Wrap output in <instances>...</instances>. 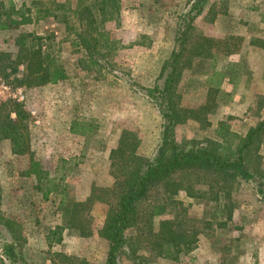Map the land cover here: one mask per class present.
Segmentation results:
<instances>
[{
    "label": "rangeland",
    "instance_id": "374dc122",
    "mask_svg": "<svg viewBox=\"0 0 264 264\" xmlns=\"http://www.w3.org/2000/svg\"><path fill=\"white\" fill-rule=\"evenodd\" d=\"M11 1L34 21L0 32V50L16 55L20 36L33 33L60 53L68 72L66 80L38 88L0 76V101L23 104L31 117L29 153L15 156L11 143L0 140L2 210L13 223L19 264H106L109 246L100 232L116 207L120 180L134 167L132 155L153 160L161 145V75L196 0H105L104 15L102 0ZM59 4L79 12L74 21H88V14L80 15L84 8L108 21L117 76L78 66L82 54L73 37L50 16ZM170 98L178 144L222 142L220 130L238 143L264 120V0H208L177 63ZM246 165L256 178L264 176V145L252 149ZM210 181L203 173H185L155 188L130 231L142 259L127 254L119 264H264V197L256 182L227 183L233 208L228 221L211 219ZM185 187L205 198L191 197ZM220 201H226L222 195ZM153 209L160 213L154 232L162 220L180 226L195 242L192 251L176 260L157 256L146 225ZM3 233L0 264H11L4 246L13 240Z\"/></svg>",
    "mask_w": 264,
    "mask_h": 264
},
{
    "label": "trees",
    "instance_id": "16d2710c",
    "mask_svg": "<svg viewBox=\"0 0 264 264\" xmlns=\"http://www.w3.org/2000/svg\"><path fill=\"white\" fill-rule=\"evenodd\" d=\"M207 2L208 0L194 2L186 15V21L179 26L176 41L178 46L171 60L163 67L161 76L165 79L164 87L159 93L164 101L158 102L164 119L162 142L153 160L132 155L131 160L135 163L134 167H130L124 179L120 180L119 189L121 191L116 207L109 213L100 232L109 246L106 264H119L121 258L127 254L136 261L142 259L139 257L141 250L138 247L139 243L130 236V231L140 223V207L150 199V193L161 184L167 186L168 180L172 177L177 178L185 173H203L208 179L211 178L208 184L213 196L211 200H208V204L215 201L211 219L220 220L227 217L230 221L233 210L230 204L231 191L227 188V183L230 181L256 182L259 193L264 197V176L256 178L257 176L246 165L247 157L252 149L256 145H264V120L251 129L238 143L236 136L225 137L222 135V130L219 132L222 142L206 140L186 145L178 144L174 138V129L179 122L170 98L173 75L194 22L203 13ZM57 4L54 2L53 5ZM98 4L101 5L100 11L104 15L105 0ZM35 13L39 14V9H36ZM85 14H88V21H83V19L74 21L79 16V12L76 13L75 9L59 4L50 16L59 24L64 25L69 38L73 37L72 46L82 54V57L78 59L79 67L100 76H114L116 71L113 70L110 58L115 47L114 43L112 44L109 40L108 32L104 29L108 21H97L96 15L89 8H84V12L80 15ZM33 21V15H26L23 9H18L11 0L0 3V32L17 30L24 25L32 24ZM43 40V37L33 33L22 34L16 55L0 50V76L4 79H12V84L26 88L55 85L66 80L68 72L61 61L60 53L53 52L51 47L45 48ZM30 118L23 104L0 101V140L11 143L15 156H23L30 151ZM202 179L207 180L205 177ZM185 189L191 197L205 198L201 196L200 191L194 188L185 187ZM221 195L226 201H220ZM153 210L146 219V225L149 226L150 239L155 240L151 249L156 252L157 256L176 260L180 254L192 251L195 242L190 239V235L185 234L186 231L180 226L173 229L170 228L169 221L162 220L159 232H154L152 228L154 219L160 213ZM227 220L218 223V226L224 227ZM210 222V220L206 221V229L209 228ZM0 232L10 235L13 240V243L8 242L4 246L6 261L19 264L21 251H18L15 245L13 223L4 216L2 210L1 187Z\"/></svg>",
    "mask_w": 264,
    "mask_h": 264
}]
</instances>
